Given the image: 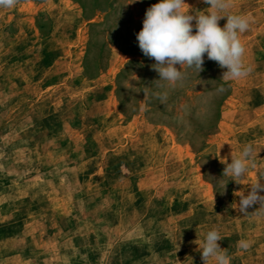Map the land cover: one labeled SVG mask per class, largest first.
<instances>
[{
  "label": "rangeland",
  "instance_id": "obj_1",
  "mask_svg": "<svg viewBox=\"0 0 264 264\" xmlns=\"http://www.w3.org/2000/svg\"><path fill=\"white\" fill-rule=\"evenodd\" d=\"M158 2L0 9V264H203L212 228L230 264H264V216L241 215L234 196L264 173V0L230 9L252 19L249 76L224 81L205 55L175 86L136 40ZM247 144L255 166L221 194L220 159Z\"/></svg>",
  "mask_w": 264,
  "mask_h": 264
},
{
  "label": "clouds",
  "instance_id": "obj_2",
  "mask_svg": "<svg viewBox=\"0 0 264 264\" xmlns=\"http://www.w3.org/2000/svg\"><path fill=\"white\" fill-rule=\"evenodd\" d=\"M18 3L19 0H0V9H11ZM204 3L210 6L209 11H193L186 0H159L146 10L143 27L136 34V40L144 56L155 61L151 67L158 73L157 80L175 86L187 78L189 71L199 75L204 71L205 55L225 70L221 77L224 81L246 78L253 71L250 65L245 64L246 47L241 40V34L251 26V17L232 14V0H204ZM222 19H226L223 27L219 25ZM218 91L223 92V87ZM158 98L164 102L166 93ZM257 155L254 146L247 144L238 156L231 155L230 163L226 158L220 159L224 169L219 181L224 177L229 178L226 183H221V194L225 192L229 181L241 184L240 181L247 178L250 168L255 166ZM262 181L264 173L258 174L255 183L234 192V196L239 197L236 210L241 215L264 216ZM256 205L259 207L252 212L248 211ZM223 238L217 228L205 233L204 240L197 244L203 264H211L213 261L215 264H230L227 250L222 249L218 243ZM237 247L247 251L252 247V242L240 239Z\"/></svg>",
  "mask_w": 264,
  "mask_h": 264
}]
</instances>
